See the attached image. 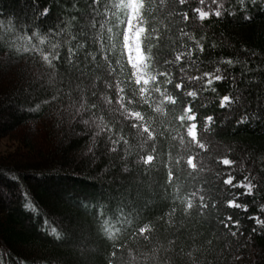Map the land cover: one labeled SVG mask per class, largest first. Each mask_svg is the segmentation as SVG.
<instances>
[{"label":"clouds","instance_id":"clouds-1","mask_svg":"<svg viewBox=\"0 0 264 264\" xmlns=\"http://www.w3.org/2000/svg\"><path fill=\"white\" fill-rule=\"evenodd\" d=\"M186 2L91 0L86 14L72 0L43 23L0 14V69L48 94L32 111L47 109L62 146L104 174L119 165L122 174L141 169L160 176L161 207L151 218L97 209L100 264H211L210 241L193 223L203 199L197 178L212 167V157L197 151L205 146L193 102L216 93L224 79L220 65L235 61L221 57L211 71L201 70L193 53L204 51L205 36L188 30L177 12ZM213 2L211 15L237 14L226 0ZM257 3L264 6L236 0L245 20L248 5ZM206 19L197 14L192 26ZM42 229L57 242L66 235L52 219L44 218Z\"/></svg>","mask_w":264,"mask_h":264},{"label":"trees","instance_id":"trees-1","mask_svg":"<svg viewBox=\"0 0 264 264\" xmlns=\"http://www.w3.org/2000/svg\"><path fill=\"white\" fill-rule=\"evenodd\" d=\"M71 3L0 0V14L43 23ZM90 3L79 0V7L87 14ZM233 5L237 14L222 17L211 15L213 0L177 6L188 30L205 36L204 51L193 53L202 71H211L221 57L235 61L220 65L224 79L214 85L216 93L204 92L193 102L205 146L197 151L212 157V167L196 181L203 199L193 223L201 240L210 241L211 264H264V6L249 4L251 19L245 20L236 0H226L225 8ZM46 7L49 14L41 18ZM197 14L210 19L193 27ZM47 95L0 69V264H100L97 209L151 218L161 207L160 176L141 169L122 174L119 165L104 174L100 165L79 162L62 146L47 109L32 111ZM44 218L63 227V240L47 235Z\"/></svg>","mask_w":264,"mask_h":264},{"label":"rangeland","instance_id":"rangeland-1","mask_svg":"<svg viewBox=\"0 0 264 264\" xmlns=\"http://www.w3.org/2000/svg\"><path fill=\"white\" fill-rule=\"evenodd\" d=\"M3 146H0V151L3 150ZM244 187L250 192L251 191V187L246 183L244 184Z\"/></svg>","mask_w":264,"mask_h":264}]
</instances>
